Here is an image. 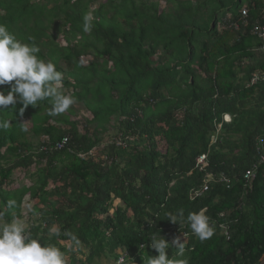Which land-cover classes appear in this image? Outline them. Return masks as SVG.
Wrapping results in <instances>:
<instances>
[{
  "label": "trees",
  "instance_id": "obj_1",
  "mask_svg": "<svg viewBox=\"0 0 264 264\" xmlns=\"http://www.w3.org/2000/svg\"><path fill=\"white\" fill-rule=\"evenodd\" d=\"M0 23L35 43L76 98L57 116L47 100L23 115L20 104L0 111L10 120L0 130L6 222L34 201L33 238L61 248L63 233L79 238L68 264H116L126 253L127 264H146L158 255L153 235L171 244L183 232L189 264H264V162L251 186L244 177L264 129V43L253 31L264 26V0H0ZM21 170L31 183L15 186ZM206 172L230 183L201 192ZM201 209L215 226L204 242L167 217ZM53 225L59 238L48 237Z\"/></svg>",
  "mask_w": 264,
  "mask_h": 264
},
{
  "label": "clouds",
  "instance_id": "obj_2",
  "mask_svg": "<svg viewBox=\"0 0 264 264\" xmlns=\"http://www.w3.org/2000/svg\"><path fill=\"white\" fill-rule=\"evenodd\" d=\"M93 15L86 13L83 17V31L89 33L93 29ZM40 48L35 43H26L18 39L6 24L0 23V111L22 105L20 115L28 106L36 107L39 102L47 100L50 104L48 114L57 116L65 113L76 102V98L66 94L63 86V73L57 70L51 61H45L38 55ZM4 86H8L5 88ZM229 116V115H225ZM27 122L22 124V131L27 132ZM10 120L0 118V130H6ZM16 206L15 200H8L9 209ZM172 223L187 224L191 232L204 242L215 235V226L206 210L190 212L184 217L183 210L173 214L167 213ZM59 227L53 225L48 229L49 238L61 236ZM68 237L66 248L57 244L42 243L33 238L26 228L25 222L13 216L11 222L0 225V264H68V253L79 250L80 240L74 233H63ZM186 236V234L184 233ZM145 247V246H144ZM150 247L158 255L148 257L146 264H189L186 257V241L179 237L171 244L161 235L150 238ZM175 248V256L170 257L169 249ZM126 256L129 257L126 253ZM130 258V257H129ZM132 261H134L131 258ZM116 264H127L125 256H121Z\"/></svg>",
  "mask_w": 264,
  "mask_h": 264
},
{
  "label": "built area",
  "instance_id": "obj_3",
  "mask_svg": "<svg viewBox=\"0 0 264 264\" xmlns=\"http://www.w3.org/2000/svg\"><path fill=\"white\" fill-rule=\"evenodd\" d=\"M243 14L247 15V9H244ZM253 31L255 32V34L258 37V39L264 43V26L258 25V26H256L254 28ZM258 78H259V76L255 75L253 77L252 81L255 82V81L258 80ZM225 120L229 121L230 117L226 116ZM64 141L66 142V139ZM63 145H64V143H59L58 144V148L63 147ZM256 152H257V155H258V161L253 163L251 168L248 169L246 171L245 175H244V177H245V179L247 181L246 183L249 186H251L252 181L255 179V177L257 175V170H258L259 165L264 162V129H263L262 136L258 137V142H257V145H256ZM209 165L210 164H209V160H208V154H206V153L200 155L196 159V168L199 169L200 171H206L207 168L209 167ZM213 181L224 182L226 184L230 183V180L228 179V177L223 175V174L217 177L213 173L206 172L201 192L207 191L209 189V187H210V183L213 182ZM197 194L198 193L193 194V195L195 196ZM184 233L186 234V236L184 235ZM225 234H226V236H228V232H226ZM176 237H179L181 242H185V241L188 240V234L186 232H183L182 234H180V235H178ZM121 256H125L126 257V254H121L120 257ZM119 258H118V260H119Z\"/></svg>",
  "mask_w": 264,
  "mask_h": 264
},
{
  "label": "rangeland",
  "instance_id": "obj_4",
  "mask_svg": "<svg viewBox=\"0 0 264 264\" xmlns=\"http://www.w3.org/2000/svg\"><path fill=\"white\" fill-rule=\"evenodd\" d=\"M161 5L164 6L165 2L161 1ZM90 59V57L86 56V57H82V61L84 63H86L88 60ZM81 115H86L83 110L80 111V116ZM226 118V117H224ZM34 169V168H32ZM15 182V186H22L23 184H30V180L29 178L26 176V174L21 170V171H17L14 172L12 175V178ZM35 204L34 201L29 200L28 197L25 198L24 202H23V218L21 220H23L25 222V226L27 227L29 224H32L33 220H35V215L33 213H31L32 207ZM4 223H6V221L0 216V225H3ZM101 264H115L111 258H107V257H102L101 259Z\"/></svg>",
  "mask_w": 264,
  "mask_h": 264
}]
</instances>
